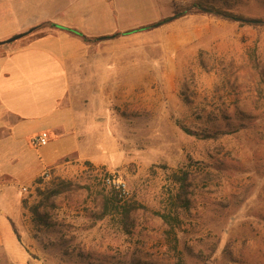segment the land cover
<instances>
[{"label":"rangeland","instance_id":"1","mask_svg":"<svg viewBox=\"0 0 264 264\" xmlns=\"http://www.w3.org/2000/svg\"><path fill=\"white\" fill-rule=\"evenodd\" d=\"M194 2L264 19V0H104L73 15L68 0H0V42L23 18L66 26L97 12L107 35ZM43 23L0 49L43 34ZM98 36L85 41L98 93L87 97L79 148L19 187L18 242L0 245V264H264V23L192 12ZM184 171L189 208L174 250L154 212L169 206ZM111 185L132 208L124 223L115 210L102 215Z\"/></svg>","mask_w":264,"mask_h":264},{"label":"crops","instance_id":"2","mask_svg":"<svg viewBox=\"0 0 264 264\" xmlns=\"http://www.w3.org/2000/svg\"><path fill=\"white\" fill-rule=\"evenodd\" d=\"M103 1L68 0V15L82 14L83 6ZM3 22L0 18V25ZM43 22L51 21L23 18L10 34ZM104 22L103 15L93 12L68 18L66 26L90 37L103 35ZM109 25L110 30L113 25ZM88 53L89 44L80 36L55 27L13 48L0 49V245L7 250L18 242L13 221L19 213V187L46 170L68 165V155L79 148L87 97L92 90L98 93L85 75ZM43 131L49 141L37 146L36 136Z\"/></svg>","mask_w":264,"mask_h":264},{"label":"trees","instance_id":"3","mask_svg":"<svg viewBox=\"0 0 264 264\" xmlns=\"http://www.w3.org/2000/svg\"><path fill=\"white\" fill-rule=\"evenodd\" d=\"M192 7L195 8V10H192ZM192 12H208L212 13L217 16L224 17L225 19L229 20H235V21H240V22H245V23H254V24H260L264 23V19H250V18H245L244 16L240 14H236L234 12L224 10L215 6H206L200 2H194L191 7L186 8L184 10H178L174 11L172 14L169 16L163 17L157 21L140 25L134 28L126 29L124 31H117L112 34H107L103 36H98L94 37V39H106V38H111L115 37L117 35H123L127 33H132V32H137V31H143V30H148L154 27H157L161 24H164L166 22L172 21L174 19H177L178 17H181L187 13H192ZM253 20V21H252ZM45 23H41L38 26L33 27L32 30H34L37 27L43 26ZM48 26L50 27H55V28H60L67 30L69 32H72L78 36H80L84 41H90L92 38L86 36L83 32L64 25H60L57 23L49 22ZM5 43V42H3ZM1 44V43H0ZM176 182H177V187L176 191L174 193H171L169 196L170 204L164 211H155L154 213L159 216L163 223L166 226L165 229V235L166 239L172 243V248L174 250H177V244H178V239H177V227L179 226L180 223V216L181 213L180 211L188 210L189 208V182H188V174L186 171L182 172L181 175H175ZM119 187H116L115 185H111L109 190L103 192L101 194V208H102V215L105 216L111 211L115 210L117 213L120 214L121 216V221L126 222L129 219L130 213L132 211V208L130 206L124 205L121 201L123 200V195L118 189ZM61 190H55V193L60 192Z\"/></svg>","mask_w":264,"mask_h":264},{"label":"built area","instance_id":"4","mask_svg":"<svg viewBox=\"0 0 264 264\" xmlns=\"http://www.w3.org/2000/svg\"><path fill=\"white\" fill-rule=\"evenodd\" d=\"M49 141V134L46 131L41 132L39 135L36 136L35 144L37 146L46 145ZM44 173H47L46 171Z\"/></svg>","mask_w":264,"mask_h":264},{"label":"water","instance_id":"5","mask_svg":"<svg viewBox=\"0 0 264 264\" xmlns=\"http://www.w3.org/2000/svg\"><path fill=\"white\" fill-rule=\"evenodd\" d=\"M252 21H253V20H252ZM32 29H33V28H30V29H28V30H26V31H23V32L17 33V34H15V35L11 36L10 38H7L6 40L1 41L0 43H3V42H5V43L12 42V41H14V40H16V39H18V38H21L22 36L28 34L29 32L32 31Z\"/></svg>","mask_w":264,"mask_h":264}]
</instances>
